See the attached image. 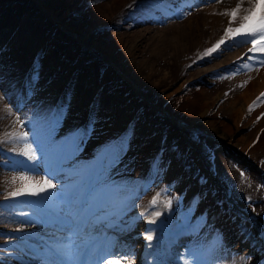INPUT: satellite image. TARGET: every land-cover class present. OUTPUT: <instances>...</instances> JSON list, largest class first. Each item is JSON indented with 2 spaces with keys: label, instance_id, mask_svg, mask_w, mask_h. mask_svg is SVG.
<instances>
[{
  "label": "rangeland",
  "instance_id": "rangeland-1",
  "mask_svg": "<svg viewBox=\"0 0 264 264\" xmlns=\"http://www.w3.org/2000/svg\"><path fill=\"white\" fill-rule=\"evenodd\" d=\"M176 3L0 0V80L6 81H0V95L4 96L0 100V138L5 132L28 131L16 123L18 118L25 123L32 120L46 135L45 116L57 109L54 101L63 109L53 133L57 141L89 120L94 125L69 168H90L103 145L128 134L127 151L111 171L112 181L121 188L112 194L120 227L95 223L93 218L102 209L86 208L89 193L84 192L80 215L87 210L89 220L81 221L84 230L78 233L77 244L107 236L135 264H144L145 256L154 264H197L189 250L199 256L198 264H264V121L254 127V114L264 113V102L255 108L258 113L249 111L250 105L255 107L253 103L246 104L243 109L248 111L242 121L235 122L228 110L231 102L235 108L243 105L241 93L250 87L260 65L257 60H247L253 55L248 52L249 43L228 41L227 47L203 55L224 37L226 28L239 26L251 4L248 0ZM238 3L240 11L229 25L232 17L223 13ZM211 5L222 16L213 26L203 22ZM183 12L188 14L181 15ZM69 16L77 18L76 24ZM58 23L75 30L76 35ZM242 62L249 68H242ZM35 72L38 79L31 81ZM15 83L25 85L31 94L21 98L11 92ZM44 91L53 93L51 108L37 95ZM153 104L156 109L151 108ZM5 107L11 109V115ZM199 113L204 119L199 120ZM221 135H227L230 143L225 144ZM188 136L191 141L186 142ZM242 136L244 143L237 144ZM157 146L163 149L158 151ZM10 147L0 143V264H31L38 259L47 264V250L38 238L47 239L52 229L22 223L27 217L19 215L31 213L26 210L29 205L21 201L33 198L5 200L8 192L21 186L12 178L27 174L9 159H21ZM154 160L158 168L152 167ZM62 180L66 191L69 179L64 176ZM54 183L59 188L60 181ZM53 193L64 195L55 189ZM157 194L158 203L153 207L150 202ZM76 195L72 190V196ZM194 196L198 203L190 205ZM166 201L172 202L168 209L164 208ZM190 206L194 209L191 229H185L183 214ZM154 211L161 212L157 220L165 221L164 229L147 223ZM150 228L157 230L148 242L142 234ZM148 243L154 247L147 248ZM39 246L37 257L30 248ZM94 250L75 260L93 264Z\"/></svg>",
  "mask_w": 264,
  "mask_h": 264
},
{
  "label": "snow or ice",
  "instance_id": "snow-or-ice-1",
  "mask_svg": "<svg viewBox=\"0 0 264 264\" xmlns=\"http://www.w3.org/2000/svg\"><path fill=\"white\" fill-rule=\"evenodd\" d=\"M151 2L158 4L160 0H151ZM248 2L251 7L245 9L246 14L240 17L241 23L239 26L226 28L224 37L218 40L211 48L206 49L203 53L204 56H210L221 50L222 45L227 47L228 41H232L234 44L249 43L252 47L248 49V52L253 55H248L247 60H257L260 66H264V0H248ZM240 7L241 5L238 3L235 8L223 13L232 17L229 20V25L232 24V21L238 15ZM186 14L188 13H181V15ZM236 38L239 39L237 40ZM256 54L259 55L257 56ZM241 67L247 69L249 65L242 62ZM36 79H38V72H35L31 77V81ZM260 95L264 97V93ZM3 99L4 96L0 95V100ZM259 99L260 97H257V100ZM255 103L254 101L253 104ZM251 110L252 105L249 106V111ZM4 111L11 115V109L5 107ZM62 116L63 109L61 108L49 110V113L45 116L48 123L46 135H42L33 125L32 120L25 123V121L18 118L16 123L28 128V131H19L17 129L5 132L4 137L0 138V143L12 145L9 151L16 152L17 156L21 157V159H9H12L15 165L20 166L18 170L27 173L12 178L13 183L19 180L21 186L8 192L5 200L17 201L20 197L33 198L21 201L29 205L31 213L20 212L19 215L27 217L22 223L52 229L47 234V239L38 238L40 239V244H43V248L47 250V264H78L75 257L85 253L88 254L92 249H95L93 264H121V261H124V264H135L134 259L128 258L129 253L116 250L114 243L107 236H104L103 239L99 235L95 236L87 245L82 241L79 244L76 243L78 233L84 230V228L80 227V199L84 192L89 193L85 207L102 209L99 215L94 217L93 221L95 223H102L105 227H120L119 214L113 206L112 194L119 192L121 188L112 181L111 171L121 162L123 155L127 151L128 134L126 133L103 145L96 154L94 165L90 168H69L75 154L92 135L94 125L89 120L83 126L70 130L63 139L57 141L53 133L61 123ZM152 167H159L155 160ZM241 175L243 176L244 174L241 173ZM37 176L40 179H36ZM64 176L69 179L66 191L62 180ZM54 181H60L59 188ZM54 189L64 193V195L55 196L53 193ZM72 190L77 192L75 197L72 196ZM158 197L159 194L153 197L150 202L151 206L155 207L157 205ZM171 203V201H166L164 208H170ZM196 203H198V199L194 196L190 205ZM193 210L190 206L189 211L183 214L185 229H191V213ZM152 215L153 218L148 220L147 223L156 225L158 223L157 218L161 216V212L154 211ZM159 223L164 224L165 221H160ZM198 227H203V224L198 223ZM156 230L147 229L142 234L145 241H153V233ZM17 231L21 230L17 229ZM19 239L23 241L25 237L22 236ZM146 247L153 248L154 245L148 243ZM40 248V246L30 248V251L39 257L41 254ZM189 254L198 264L199 256L197 253L189 250ZM150 255L155 254L150 253ZM31 264H44V262L38 259L31 262Z\"/></svg>",
  "mask_w": 264,
  "mask_h": 264
},
{
  "label": "bare ground",
  "instance_id": "bare-ground-1",
  "mask_svg": "<svg viewBox=\"0 0 264 264\" xmlns=\"http://www.w3.org/2000/svg\"><path fill=\"white\" fill-rule=\"evenodd\" d=\"M166 1H169V2H171V3H175V4H172V6L173 5H176L177 3L176 2H178V1H183L184 3H186V2H190V1H200V0H160V2L161 3H159V6H162V4L164 3V2H166ZM204 1H208V2H211V1H213V0H204ZM35 2V4L37 5V7L42 11V12H44L49 18L51 17V14H50V12H48L46 9H44V7L39 3V2H37V1H34ZM152 4H150L149 6H151ZM178 5V4H177ZM158 6V5H157ZM214 5H211L207 10H206V14L204 15V17H203V22L205 23V24H207V22L210 24V25H212L213 26V24H217L218 22H219V20H220V18H222V16H220V15H218V14H216L217 12H215L214 10H217V8L216 9H214V7L216 6H214ZM145 7V6H144ZM95 8V7H94ZM212 11V12H211ZM100 12V11H99ZM210 12H211V14H210ZM96 14V13H95ZM106 14V13H105ZM102 15L103 14H101V15H99V16H101L102 17ZM148 15V14H147ZM146 15V16H147ZM223 15V14H222ZM106 16V15H105ZM104 16V17H105ZM145 16V17H146ZM99 20V19H98ZM58 25H60L62 28H64L65 30H67V31H69L70 32V34H72V35H76V31L75 30H71V29H68L67 27H66V25H64V24H59L58 23ZM2 43V42H1ZM94 46V45H93ZM238 53H236V55H237ZM234 57V56H233ZM19 58V57H18ZM110 59V58H109ZM111 61V60H110ZM113 63V62H112ZM115 63V62H114ZM18 64V63H17ZM47 64V63H46ZM57 64V63H56ZM68 66V65H67ZM16 67V66H15ZM62 69V68H61ZM13 70V69H12ZM257 72H258V75L256 74V76L253 78V79H251V81H250V83H251V85H250V87L249 88H247L245 91H243V93H241L242 95H243V99H244V102H243V105L242 106H239L238 108H235L234 106H235V104L233 103V102H231L230 104H229V106H228V110H232V113H233V116H234V119H235V122L237 121V119H238V121L240 120V121H242L241 120V117H242V115L243 114H245V112L246 111H248V110H245V109H243L244 107H245V105L246 104H251V103H253L254 101L256 102L255 104H254V108L252 109L253 110V112L254 111H256V109H258L257 107H260L261 106V104L264 102V97H260V99L259 100H257V97H259V96H261L260 94H261V92H262V90L264 89V66H259L258 68H257ZM13 74H11V76H12ZM17 75V74H16ZM14 77V76H13ZM0 81H3V82H6L5 81V79L4 80H0ZM133 83V82H132ZM7 85H9V84H7ZM7 85H3L5 88H7ZM19 84H17V83H15V84H12V86H11V92H16V94H17V96H20L21 98H23V96L25 97V93L27 94V91H26V87H25V85H22V86H18ZM40 85H41V87L40 88H42V89H45L46 88V86L45 85H43V84H41V82H40ZM52 86H54V85H52ZM34 90V89H33ZM54 90V89H53ZM26 91V92H25ZM30 94H31V92H29ZM37 93V87H36V89L32 92V94L33 95H35ZM52 92L50 93L49 91H44L43 93H41V94H37V95H40V99L45 103V107H47V108H51V105H52V103H53V100H54V96H52ZM32 95V96H33ZM20 97H17V99L16 100H20L19 98ZM251 99L253 100V102H251ZM50 101H52V102H50ZM47 103V104H46ZM54 103L55 104H57V102H55L54 101ZM109 104V103H108ZM253 106V105H252ZM256 108V109H255ZM255 109V110H254ZM242 110V111H241ZM261 110H263V109H261ZM264 111V110H263ZM257 112V111H256ZM258 113V112H257ZM254 115H257V117H256V126H254V127H259L260 125H258V124H261L263 121H264V115H262V112L260 113V114H254ZM198 117H200V119L199 120H202V119H204V117H201V114L199 113V115H198ZM197 117V118H198ZM259 117V119H257ZM207 121V120H206ZM205 122V120H203V121H201V125H202V123H204ZM249 122V121H248ZM121 123V122H120ZM199 122H196V124H198ZM213 130H216V128H212ZM211 129V130H212ZM210 130V129H209ZM210 130V131H211ZM221 137H222V139L224 138V139H226L227 141L226 142H224L225 144H227V143H230V141L228 140V136L227 135H221ZM231 140V139H230ZM242 140V141H241ZM237 142V144H240L239 142L241 141V144H243L244 143V139H243V136L240 138V139H238V140H236ZM233 143V142H232ZM223 144V143H222ZM234 145H236L235 143H234ZM237 146L238 145H236V148H237ZM158 147V146H157ZM159 149H158V151L159 150H162L163 148H161V147H158ZM240 148V147H239ZM240 150V149H239ZM16 176V175H15ZM84 196V195H83ZM87 208V207H86ZM85 208V209H86ZM86 215H88V211L86 210V211H84V212H82V214L80 215V217H81V221H88L89 220V217L88 216H86ZM94 219V218H93ZM234 233H237V232H234ZM237 238L238 239H241V236H239V235H237ZM247 244V243H246ZM95 251V250H94ZM146 253V252H145ZM93 257H95V254H93ZM146 257V256H145ZM145 257H144V264H154L153 262H152V258H147V259H145ZM92 261V260H91Z\"/></svg>",
  "mask_w": 264,
  "mask_h": 264
},
{
  "label": "water",
  "instance_id": "water-1",
  "mask_svg": "<svg viewBox=\"0 0 264 264\" xmlns=\"http://www.w3.org/2000/svg\"><path fill=\"white\" fill-rule=\"evenodd\" d=\"M160 221H163L162 219H158V227L160 228V229H163L164 227H165V223L164 224H160L159 222Z\"/></svg>",
  "mask_w": 264,
  "mask_h": 264
},
{
  "label": "trees",
  "instance_id": "trees-1",
  "mask_svg": "<svg viewBox=\"0 0 264 264\" xmlns=\"http://www.w3.org/2000/svg\"><path fill=\"white\" fill-rule=\"evenodd\" d=\"M82 14V13H81ZM69 18L72 20V22L74 23V24H76V19L77 18H75L74 16H69ZM97 30H99V29H97ZM96 32V31H95Z\"/></svg>",
  "mask_w": 264,
  "mask_h": 264
}]
</instances>
